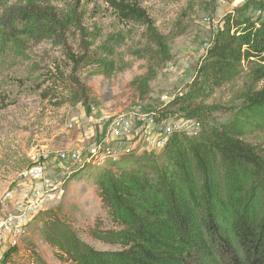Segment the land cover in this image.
I'll use <instances>...</instances> for the list:
<instances>
[{
    "label": "trees",
    "instance_id": "trees-1",
    "mask_svg": "<svg viewBox=\"0 0 264 264\" xmlns=\"http://www.w3.org/2000/svg\"><path fill=\"white\" fill-rule=\"evenodd\" d=\"M89 2L0 0V74L8 62L29 58L42 43L59 47L77 69L94 67L105 76L116 72V50L126 36L103 35L96 22L90 31L88 18L96 13L87 15ZM105 3L121 22L145 28L163 59L171 58L145 8L130 0ZM78 30L75 52L71 40ZM246 66L255 69L257 82L264 80V0L248 1L224 18L185 93L171 103L180 106L181 116L201 124L199 132L174 133L158 153L131 150L103 161L90 159L76 175L97 188V215L89 233L110 249L82 239L71 220L60 217L61 207L43 211L49 221L42 236L62 261L264 264V85L238 93L227 120H211L209 106H203L237 81ZM151 79L139 77L133 84L146 93ZM255 137L262 140L257 143Z\"/></svg>",
    "mask_w": 264,
    "mask_h": 264
},
{
    "label": "rangeland",
    "instance_id": "rangeland-1",
    "mask_svg": "<svg viewBox=\"0 0 264 264\" xmlns=\"http://www.w3.org/2000/svg\"><path fill=\"white\" fill-rule=\"evenodd\" d=\"M130 1L146 9L165 37L170 59L164 60L157 46L150 43L145 28L118 20L105 0H90L87 15L96 13V17L88 18L90 31L96 22L103 27V35L126 36L116 50V72L105 76L96 74L94 67L77 69L59 47L50 43L39 44L29 58L18 59L13 65L8 62L1 71L0 221L34 190L40 189L47 197L29 235L19 246L9 249L3 264H71L62 261L42 236L49 221L43 211L59 207L63 210L60 217H68L82 239L97 249H110L89 233L97 215V188L85 176L76 178L90 159L100 161L95 155L102 142L96 119L137 112L184 117L180 106L171 105L172 101L185 93L224 18L253 0ZM79 39L78 30L71 40L75 52L80 50ZM146 76L152 79L144 93L146 89L133 81ZM256 79L255 69L246 66L237 81L204 101L203 106L211 110V120H227V109L239 102L238 93L264 85V80ZM255 139L257 143L262 140ZM42 149L51 152L53 161L47 165L42 179L26 180L22 171L31 165L30 156ZM67 151H77L80 160H59L58 153Z\"/></svg>",
    "mask_w": 264,
    "mask_h": 264
},
{
    "label": "built area",
    "instance_id": "built-area-1",
    "mask_svg": "<svg viewBox=\"0 0 264 264\" xmlns=\"http://www.w3.org/2000/svg\"><path fill=\"white\" fill-rule=\"evenodd\" d=\"M96 123L102 136L100 152L95 153L100 161L108 154L131 150L158 153L174 133L195 134L201 129V124L195 119L171 114L160 115L158 112L104 115L97 118ZM30 157L31 165L22 171V177L26 180L42 179L47 165L53 161L51 152L42 149ZM57 157L61 161H78L81 158L77 151L59 152ZM34 191L23 203L18 204L14 212L0 221V264H3L6 252L19 246L29 235L35 217L44 208L47 197L40 189Z\"/></svg>",
    "mask_w": 264,
    "mask_h": 264
}]
</instances>
